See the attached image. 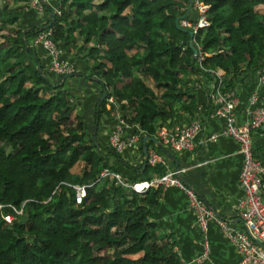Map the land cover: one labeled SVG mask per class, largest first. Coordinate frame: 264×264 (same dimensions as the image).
<instances>
[{
	"label": "trees",
	"instance_id": "16d2710c",
	"mask_svg": "<svg viewBox=\"0 0 264 264\" xmlns=\"http://www.w3.org/2000/svg\"><path fill=\"white\" fill-rule=\"evenodd\" d=\"M201 1L209 25L194 37L196 54L177 0H60L58 13L27 28L20 18L29 0H0V264H183L173 236L160 233L154 220L162 188L137 192L100 176L105 167L116 172L103 158L120 157L108 145L115 124L107 144L96 143L65 87L76 70L54 81L37 66L32 45L48 29L61 48L78 36L85 45L95 41L89 57L104 98L94 124L103 115L116 119L118 109L132 132L155 137L172 124L168 119L196 111L186 76L202 73L222 92L233 91L238 75L264 64V9L258 8L264 0ZM216 69L223 71L220 81L210 73ZM109 96L115 102L107 108ZM79 161L83 167L74 174ZM143 174L144 180L161 175L147 163ZM75 186L85 187L79 204Z\"/></svg>",
	"mask_w": 264,
	"mask_h": 264
},
{
	"label": "crops",
	"instance_id": "0c3cea01",
	"mask_svg": "<svg viewBox=\"0 0 264 264\" xmlns=\"http://www.w3.org/2000/svg\"><path fill=\"white\" fill-rule=\"evenodd\" d=\"M59 1L40 0L41 3L44 2L51 8L52 11L48 12H45L43 8L41 12L38 11L32 6V1H29L20 18L21 24L24 28H27L36 23H45L52 12H59ZM100 1L96 0V2ZM177 1L183 3L182 13L183 16L188 18L192 14L190 0ZM258 8L264 9V6H258ZM112 12L113 8L109 7L105 13L110 14ZM73 33L76 35V30ZM94 44L95 41L85 45L84 38L78 36L70 47H60L61 58L68 61L76 70L74 76L66 79V82H70L75 89H72L65 82V87L72 93L74 108L83 113L88 135L96 143L106 145L109 129L118 120L115 118L111 120L103 115L98 124H94L96 107L103 96L102 86L98 82L95 70L92 69L93 60L89 57V48ZM32 46L37 51V66H41L43 71L54 81L58 80V75L49 71L50 56L43 48L35 44L34 40ZM98 60L105 62L104 59L98 58ZM105 63L107 64V62ZM216 71L219 75H223L221 69H216ZM186 81L188 82L187 87L194 95L196 111L193 115L181 113L182 116L180 117H174L172 120L168 119V122H172L170 126H163L168 128L182 127L192 120H197L200 124V130L194 137L192 148L174 151L161 140L156 143L151 139H147L143 143L146 134L142 130H136L141 137L140 141L135 146L129 147L120 153V157L136 169L125 166L117 155H103V158L126 183L130 178L136 179L137 182L149 181L150 179L144 180L143 171L146 163L161 175L177 168L185 169L180 174L184 184L193 189L213 209L216 217L223 220L228 227L246 232V227L239 216L238 210V202L243 197V190L239 183L242 157L238 142L228 136H221L214 140L209 139L212 134L225 125L222 118L212 115L214 81L202 73L188 75ZM146 83L150 87L153 85L149 80H146ZM122 85L123 82L119 83L118 88ZM233 90L236 95L235 121L237 124H242L248 120L247 110H249V99L252 94L258 96V102L254 106H264V79L260 81L257 70L246 76L238 75ZM157 92L160 94L161 91ZM106 107L108 108V105ZM131 132V129L125 130L127 135ZM153 138H156V136ZM144 146L146 147V153L153 149L160 154L161 160L157 164L150 165L148 163L147 156L143 151ZM252 146L254 156L264 164V125L253 133ZM155 175L157 174L153 176ZM262 180L261 194L264 195V176ZM154 220L160 233L173 236L176 241V250L184 264H236L240 258L237 249L222 232L216 220H211L208 223L203 234L199 229L193 211L188 207L186 193L176 186L162 189L159 206L154 211ZM203 238H206L209 244L208 259L202 263H195V259L203 251Z\"/></svg>",
	"mask_w": 264,
	"mask_h": 264
},
{
	"label": "built area",
	"instance_id": "2783aa9c",
	"mask_svg": "<svg viewBox=\"0 0 264 264\" xmlns=\"http://www.w3.org/2000/svg\"><path fill=\"white\" fill-rule=\"evenodd\" d=\"M32 1L38 11H42L40 0ZM190 8L197 12V19L191 22L187 17L180 20V26L189 29L191 33V43L196 49V54L200 50L199 44L195 41V35L198 29L207 27L208 5L201 0H190ZM35 44L39 45L50 56L49 71L55 75H69L75 70L73 66L66 60L61 58V48L55 43L52 38V30L48 29L34 39ZM199 61L203 59L202 54H198ZM216 79L220 81L218 71L210 70ZM260 76V81L264 79V64L257 69ZM213 113L212 115L220 117L224 120L225 125L212 134L209 139L214 140L221 136H228L235 139L239 145V152L242 157V165L239 173V183L243 190V197L238 202L239 216L242 219L246 232L233 230L218 217H216L213 209H211L204 200L199 197L196 192L188 188L181 179L180 174L185 169L177 168L170 172H166L160 176L153 177L149 181L135 182L126 184L122 181L119 174L111 172L108 168H103L100 172L101 177L110 176L124 186L130 187L134 191L143 192L148 187L166 188L176 186L182 189L188 198V207L193 211L199 229L203 232L207 229V225L211 220H216L222 232L235 246L240 258L236 264H264V250L256 243V240L264 244V195L261 194L263 184L264 164L254 156L253 153V133L258 131L264 125V106H254L258 102V96L252 94L249 99L248 120L242 124H237L235 121V104L236 95L234 90L222 92L220 85L214 87L213 96ZM108 107L113 104L114 97L107 98ZM118 122L112 128L109 137L108 145L115 153H122L125 149L135 146L141 139L138 132L133 131L130 134H125L126 129H131L132 126L125 123L120 116L118 109L115 111ZM140 130V129H138ZM137 130V131H138ZM200 130V124L196 120H192L189 124L174 126L168 128L161 126L156 132L157 140L168 144L174 151H182L190 149L194 146V137ZM147 161L150 165H155L161 160V156L155 150L150 149L147 153ZM75 203L79 204L85 195L84 186H75ZM20 214L21 211H17ZM4 219L11 222L13 215H5ZM203 251L195 259V263H202L208 259L209 244L206 238L202 240ZM184 264V262H183Z\"/></svg>",
	"mask_w": 264,
	"mask_h": 264
},
{
	"label": "water",
	"instance_id": "95a60500",
	"mask_svg": "<svg viewBox=\"0 0 264 264\" xmlns=\"http://www.w3.org/2000/svg\"><path fill=\"white\" fill-rule=\"evenodd\" d=\"M188 19H189L191 22H195L196 19H197V12L192 11V14L188 17ZM190 47L192 48V50H194V51L196 52V49H195V47L193 46V44L191 43V41H190ZM103 98H104V95L102 96L101 100H102ZM147 139H151V140L155 141L156 143H159V141H158L156 138L149 137V136H145V137L143 138V143H145V141H146ZM143 151H144V153H145V156H147V153H146V147H145V146L143 147ZM256 243H257V244H258V245L264 250V244H263V243L259 242L258 240H256Z\"/></svg>",
	"mask_w": 264,
	"mask_h": 264
},
{
	"label": "rangeland",
	"instance_id": "374dc122",
	"mask_svg": "<svg viewBox=\"0 0 264 264\" xmlns=\"http://www.w3.org/2000/svg\"><path fill=\"white\" fill-rule=\"evenodd\" d=\"M2 39L0 38V41H1ZM72 89H75L74 88V86H72L71 85V83L70 82H66ZM82 167H83V164H82V162L81 161H79L73 168H72V172L74 173V174H78L80 171H81V169H82Z\"/></svg>",
	"mask_w": 264,
	"mask_h": 264
}]
</instances>
